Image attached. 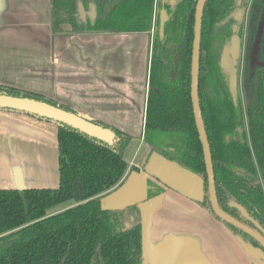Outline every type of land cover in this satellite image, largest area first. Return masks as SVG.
<instances>
[{
    "label": "trees",
    "instance_id": "16d2710c",
    "mask_svg": "<svg viewBox=\"0 0 264 264\" xmlns=\"http://www.w3.org/2000/svg\"><path fill=\"white\" fill-rule=\"evenodd\" d=\"M50 1L55 28L62 23H68L75 32L132 33L154 28L143 132L148 147L145 162L157 151L198 174L203 193L196 202L247 245L262 248L252 235L220 219L210 205L190 94L196 0H175L173 4L169 0ZM239 8L247 12L246 19L235 17ZM161 9L168 15L162 34ZM260 25L257 60L261 64L255 65L251 53ZM235 32L243 45L237 63L241 93L236 101L228 87L229 70L221 66L222 51ZM0 93L45 101L87 117L72 105L41 92L0 83ZM198 100L219 206L253 226L231 204L234 201L264 228V0L205 1ZM87 118L113 130L114 141L107 143L58 122V185L0 188V264H144L137 206H131V214L137 216L126 225L124 212L101 203L123 180L129 166L124 153L133 135ZM164 191L158 182L148 180L145 199Z\"/></svg>",
    "mask_w": 264,
    "mask_h": 264
},
{
    "label": "crops",
    "instance_id": "0c3cea01",
    "mask_svg": "<svg viewBox=\"0 0 264 264\" xmlns=\"http://www.w3.org/2000/svg\"><path fill=\"white\" fill-rule=\"evenodd\" d=\"M153 32L154 28L148 32H132L137 38L129 41L123 36L132 34L125 32H83L65 36L64 40L57 42L58 45H63L64 55L56 57L54 61L62 66L63 79L69 83L71 92L74 91L77 95L70 101L66 99L68 103H64L81 112H92V117L101 121L112 120L113 124H110L117 123L114 126L123 129L122 122L129 121L126 113L133 111L134 104L133 93L126 82L130 78L118 68H114L111 75L106 74L104 69L110 65H105L104 58L114 53L120 45L128 44L130 49L139 50L143 54V67L147 62L146 73L143 68L142 80V138ZM89 47L92 48L91 51ZM85 49H88V53L83 55ZM87 61L93 66L87 67ZM120 80L125 82L120 83ZM91 94L95 96L94 104L97 102L98 106L100 102L108 101L101 107L105 110L103 115L101 109L90 111L92 106L87 105L85 98ZM113 112L118 113V117L110 119L104 116ZM57 129L55 122L27 113L0 109V188H53L58 185ZM143 142L144 140H139L134 147L132 157L127 160L129 166L122 182L109 193L114 195L122 192L119 198L128 203L119 210L127 217L126 225L134 220L129 208L133 204L137 206L141 219L143 260L149 264H261L250 255L247 244L241 237L231 232L196 201L163 185V193L148 199H145V195L139 199L130 188H121L131 173L139 175L136 180L145 194L148 180L158 182L145 173L148 147L139 157ZM116 200L117 197L113 202Z\"/></svg>",
    "mask_w": 264,
    "mask_h": 264
},
{
    "label": "rangeland",
    "instance_id": "374dc122",
    "mask_svg": "<svg viewBox=\"0 0 264 264\" xmlns=\"http://www.w3.org/2000/svg\"><path fill=\"white\" fill-rule=\"evenodd\" d=\"M240 2L241 0H238V3ZM238 10L245 12L243 8ZM74 33L83 32L73 31L68 23L59 24L58 28L53 26L50 0H0V83L41 92L60 102H67L66 99L70 101L77 97L74 91L73 93L71 92L69 83L63 79L64 70L62 66L57 65V61H54L56 57L59 58L64 55L62 51L63 45H58L57 42L64 40L65 36ZM128 34L132 35L123 36L126 41L137 38L134 33ZM242 46L241 43V48ZM91 49L89 47L90 51ZM87 53L88 49H85L83 55ZM134 53L137 55H134ZM104 63L105 65H110L109 68L104 69L106 74L111 75L114 68H118L122 74L130 78L126 82L134 96L133 111L126 113V116H129V121L122 122L124 126L122 130L133 135L124 153L125 159L129 161L134 147L139 140H143V137H140L142 86L144 83L142 80H144L143 68L146 73L147 62L145 61V66L143 67V54L139 53V50L130 49L129 45L125 44L115 49L114 53L108 54L104 58ZM87 64L88 61L86 62ZM92 66L87 65V67ZM237 73L238 92L241 93L240 68H237ZM124 82V80H120V83ZM94 90H91V92L96 91ZM93 97L95 96L91 94V96L85 98L87 99V105L92 106L90 111L96 112L108 102H100L98 106L97 102L94 104ZM101 111L102 113H100L103 115L105 110L101 109ZM79 113L92 117V112L80 111ZM104 116L113 119L118 117V113L113 112V114H104ZM106 122L113 124L112 120ZM140 149L139 157L147 149L146 143L143 142ZM137 177H139L138 174L131 173L121 188H130L133 190L135 197L141 199L145 195V190L138 185ZM101 203L106 208H112L114 205L113 196L109 194L104 196ZM124 224H126V221H124ZM221 224L223 223L221 222ZM248 251L250 252L249 248ZM250 255L258 259L261 264H264L263 260L253 253L250 252Z\"/></svg>",
    "mask_w": 264,
    "mask_h": 264
},
{
    "label": "water",
    "instance_id": "95a60500",
    "mask_svg": "<svg viewBox=\"0 0 264 264\" xmlns=\"http://www.w3.org/2000/svg\"><path fill=\"white\" fill-rule=\"evenodd\" d=\"M206 0H196L195 14H194V34H193V44H192V54H191V101L193 107V114L195 118V124L198 132L199 139L202 143L204 163L206 168L207 176V188L208 196L212 210L214 213L222 220L234 225L238 229L252 235L263 247L264 249V228L261 224L253 219L246 211V209L231 201V204L237 208L240 214L250 221L254 227L246 224L232 215L225 212L218 204L215 192V176L213 172L212 156L210 151L209 142L204 129V124L201 116L200 105L198 100V70H199V51H200V36H201V22L203 7ZM171 4L175 0H169ZM78 10L83 16V6L79 2ZM241 15L240 10L235 12V17L239 19ZM168 18L165 9L160 10V24L159 32L163 33L164 24ZM262 31V25H260L256 39L253 45L251 53L252 64L259 65L260 61L257 60L258 46L260 42V35ZM241 55V38L235 32L232 35L230 43L224 47L221 55V66L229 70L228 77V87L232 99L236 101L238 95V73H237V63ZM0 109H12L13 111L22 112L34 115L40 118H48L55 122L56 124L64 123L74 128L79 129L87 133L90 136L96 137L99 140L105 141L107 143H112L115 138V133L108 127H103L102 125L96 124L78 113L65 110L61 107L49 104L45 101L36 100L34 98L13 96L5 93H0ZM145 173L153 178H155L161 185L171 188L176 192L194 200H200L203 193V180L202 178L192 172L191 170L181 166L175 160L168 159L164 155L157 151H153L144 164ZM122 192H117L112 195L113 200L117 197L116 202H113L112 209L119 211L127 206V202L119 198ZM251 253L256 255L258 258L264 262V250L261 248H256L248 245ZM154 263V262H153ZM144 264H149V262L144 260ZM151 264V263H150Z\"/></svg>",
    "mask_w": 264,
    "mask_h": 264
},
{
    "label": "flooded vegetation",
    "instance_id": "af4514ba",
    "mask_svg": "<svg viewBox=\"0 0 264 264\" xmlns=\"http://www.w3.org/2000/svg\"><path fill=\"white\" fill-rule=\"evenodd\" d=\"M236 12H237V11H236ZM240 12H241V15L239 16V19H243V18L246 19V13H247V12H246V11L243 12L242 10H240ZM129 209L131 210V207H130ZM129 209H128V210H129ZM128 212H129V211H128ZM135 216H137V215L135 214L134 217H135ZM132 217H133V216H132ZM134 217H133V218H134ZM249 222H250V221H249ZM250 223H251V222H250ZM251 224H252V223H251ZM252 227H254V225H253ZM261 246H262V245H261ZM261 249H263V247H262ZM263 250H264V249H263Z\"/></svg>",
    "mask_w": 264,
    "mask_h": 264
}]
</instances>
